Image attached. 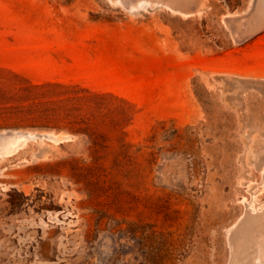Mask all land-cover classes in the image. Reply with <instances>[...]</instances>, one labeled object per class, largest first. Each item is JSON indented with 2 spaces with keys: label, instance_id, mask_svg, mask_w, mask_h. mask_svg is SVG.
Instances as JSON below:
<instances>
[{
  "label": "rangeland",
  "instance_id": "rangeland-1",
  "mask_svg": "<svg viewBox=\"0 0 264 264\" xmlns=\"http://www.w3.org/2000/svg\"><path fill=\"white\" fill-rule=\"evenodd\" d=\"M0 264H264V0H0Z\"/></svg>",
  "mask_w": 264,
  "mask_h": 264
}]
</instances>
